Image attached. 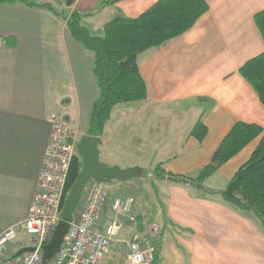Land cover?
I'll list each match as a JSON object with an SVG mask.
<instances>
[{
    "label": "crops",
    "instance_id": "1",
    "mask_svg": "<svg viewBox=\"0 0 264 264\" xmlns=\"http://www.w3.org/2000/svg\"><path fill=\"white\" fill-rule=\"evenodd\" d=\"M46 1L56 2L66 18L38 6ZM102 1L76 0L71 7L57 0H36L35 6L0 1V234L27 216L52 123L63 120L84 135L99 95L94 54L72 39L68 15L81 14L90 34L101 36L108 22L137 18L158 0H119L100 7ZM204 1L207 11L186 32L138 55L146 98L113 107L100 137L102 163L150 174L159 166L195 178L236 123L258 126L260 136L203 181L218 191L264 137V104L241 74L244 65L264 53L255 22L264 0ZM197 122L205 129L201 140L192 134ZM142 180L111 184L110 194L126 198L137 188L157 193L159 209L153 204L150 209L161 216V231L152 244L157 264H264V229L252 212L188 185ZM139 195L130 197L131 215L145 234L147 215ZM108 212L109 207L105 217ZM130 233L125 228L118 239ZM112 245L107 264H123L119 243ZM19 249L18 241L8 251L13 255Z\"/></svg>",
    "mask_w": 264,
    "mask_h": 264
},
{
    "label": "trees",
    "instance_id": "2",
    "mask_svg": "<svg viewBox=\"0 0 264 264\" xmlns=\"http://www.w3.org/2000/svg\"><path fill=\"white\" fill-rule=\"evenodd\" d=\"M19 1L29 6L37 5L32 1ZM57 1L71 7L76 0ZM117 1L119 0H104L100 7ZM54 3L56 2L46 1L38 6L54 11L52 9ZM207 9L204 0H158L137 18L118 17L108 22L104 25L101 36L90 34L82 25L81 14L73 11L68 15L66 24L72 39L94 54L93 75L99 95L91 108L87 135L102 136L114 106L146 98L145 84L137 66L138 55L183 34ZM55 14L66 18V14L57 12ZM255 22L264 40V11L255 16ZM241 74L253 84L264 104V53L244 65ZM192 134L200 140L203 138L205 129L201 122L196 123ZM260 134L261 129L256 125L236 123L210 162L195 178L166 173L159 166L155 167L151 176L143 169L142 177L147 175V178L151 179L153 177L165 179L172 183L191 186L204 194L219 195L226 203L237 209L252 212L264 229V137L260 139L249 160L238 169L224 189L216 191L203 185L206 178ZM80 167L81 159L77 154L68 171L61 207ZM157 263L158 256L155 254L152 264Z\"/></svg>",
    "mask_w": 264,
    "mask_h": 264
},
{
    "label": "built area",
    "instance_id": "3",
    "mask_svg": "<svg viewBox=\"0 0 264 264\" xmlns=\"http://www.w3.org/2000/svg\"><path fill=\"white\" fill-rule=\"evenodd\" d=\"M75 136L63 121L51 125L49 142L38 176L37 189L24 220L0 234V264H41L42 247L61 220V204L72 160L77 155ZM111 183L90 179L82 193L79 211L75 212L59 251L50 264H107L113 243H119L123 264H152L155 248L131 215L133 199L111 198ZM109 212L105 217V211ZM129 228L127 237L118 239ZM155 229V227H154ZM27 237L21 248L34 251L19 256L9 253L8 244Z\"/></svg>",
    "mask_w": 264,
    "mask_h": 264
},
{
    "label": "water",
    "instance_id": "4",
    "mask_svg": "<svg viewBox=\"0 0 264 264\" xmlns=\"http://www.w3.org/2000/svg\"><path fill=\"white\" fill-rule=\"evenodd\" d=\"M100 137L82 135L76 144V149L81 158L80 170L70 187L61 210V220L54 228L50 241L42 247V263H49L59 251L64 235L69 229L73 214L79 206L82 193L90 179L100 182H127L133 178L142 177L143 169L139 167L120 168L119 166L102 163L99 160ZM34 248L24 247L17 251L15 256L32 252Z\"/></svg>",
    "mask_w": 264,
    "mask_h": 264
},
{
    "label": "rangeland",
    "instance_id": "5",
    "mask_svg": "<svg viewBox=\"0 0 264 264\" xmlns=\"http://www.w3.org/2000/svg\"><path fill=\"white\" fill-rule=\"evenodd\" d=\"M27 1L35 2L36 0H27ZM52 9L54 10V12L55 11H58L61 14V8L58 7V4H56V3L52 4ZM59 121H63V120H59ZM70 129L72 130V132H73V134L75 136V140L78 142L82 135H80L79 133H76L75 131H73L72 128H70ZM117 158L125 161V160H127L128 157L126 155H118ZM122 168H124V167H122ZM150 176H151V174H150ZM141 179L147 180V181H150L151 180V178H147V175L144 176V177L133 178L131 180L132 181H135V180L140 181ZM114 183H121V182L113 181L112 182V185ZM138 189L139 188H137V190H131V191H129V193H127L129 196H127V197H132L133 198L134 196H138L139 193H140L138 191ZM112 192H113V189H111V193ZM143 192H145V191H143ZM143 192L140 193L139 196H141L140 198H141L142 202L144 203V210H143V212H146V215H147V217H145V221L146 222H145V225H144V232H145V236L148 238V240L150 241V243L153 244L155 237L158 236V234L161 231L160 230V226L157 225V224H159V225L161 224V222H160L161 221V216H158L159 215V212L157 213L155 211L154 212L151 211L152 210V205L151 204L154 205L155 210L156 209H159V204H160L159 203V196L157 195V193H155L153 190H150V189H148L146 193H143ZM148 193H149V195H148ZM77 211H79V206L76 208L75 212H77ZM154 227H155V229H154ZM19 242H20V244L27 243V237H24V236L23 237H20ZM9 245L10 244H8V246ZM11 255L12 254H10V253H7L6 254V256H11ZM48 264H50V263H48Z\"/></svg>",
    "mask_w": 264,
    "mask_h": 264
}]
</instances>
